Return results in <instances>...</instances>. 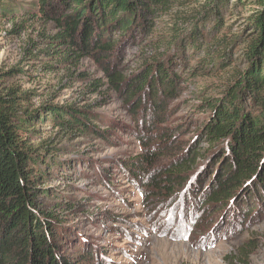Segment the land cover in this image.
I'll return each mask as SVG.
<instances>
[{
	"label": "rangeland",
	"instance_id": "374dc122",
	"mask_svg": "<svg viewBox=\"0 0 264 264\" xmlns=\"http://www.w3.org/2000/svg\"><path fill=\"white\" fill-rule=\"evenodd\" d=\"M214 1L218 14L198 13ZM255 1L179 0L118 41L109 64L125 77L146 62L174 59L177 90L164 109L161 105L162 120L155 123L149 98L145 95L132 112L126 95L109 87L93 58L47 50L45 38L55 30L36 17L37 0L10 2L20 15L29 10L17 18L26 21L21 30L12 32L11 23L0 20V68L26 71L13 81L37 93L31 97L34 106L52 101L87 108L98 114L97 127L109 129L107 140L75 130L56 133L50 123L41 126L43 138L54 141L62 149L60 159L70 165L56 169L46 187H57L74 206L67 214L80 238L73 248L82 247L81 239L93 244L101 258L96 264H264V205L240 196L204 200L217 164L206 167L211 148L205 136L198 138L209 115L199 111L201 103L217 97L247 67L244 47L253 35L248 18ZM194 23L199 24L195 35ZM146 152L154 153L152 165L138 166L146 174L127 169L128 161ZM178 161L185 163L180 176L156 190L149 175L158 179L165 165Z\"/></svg>",
	"mask_w": 264,
	"mask_h": 264
},
{
	"label": "trees",
	"instance_id": "16d2710c",
	"mask_svg": "<svg viewBox=\"0 0 264 264\" xmlns=\"http://www.w3.org/2000/svg\"><path fill=\"white\" fill-rule=\"evenodd\" d=\"M11 1L0 0V20L10 22L13 32L23 29L26 21L17 18L26 16L29 9L23 8L24 15H20ZM178 1L37 0L35 15L54 27L55 33L45 38L47 50L75 59L93 58L102 66L109 87L126 95L132 112L143 105L145 95L149 98V106L156 112L155 123L162 120L163 103L177 90L180 76L171 70L174 59L146 62L143 70L129 77L116 72L109 61L120 48L116 47L118 41H125L150 17L167 12ZM255 4L257 8L248 18L253 35L244 47L247 67L217 97L205 99L201 103L205 109H199L209 113L198 133L211 148L205 154L206 167L217 164L213 182L205 191L204 200L209 203L240 196L264 205V0ZM210 8L198 13L206 18L214 11L218 14L215 1ZM193 27L195 35L199 24ZM114 34L119 40L113 39ZM25 74L20 66L0 68V264H96L101 258L93 244L81 239L82 247L73 248L75 238H80L77 225L67 214L74 206L57 187H46L56 169L70 165L58 155L62 149L43 138L41 126L50 123L56 133L75 130L107 140L109 129L97 127L98 114L87 108L52 101L34 106L31 97L37 93L13 81ZM152 155L146 152L135 157L128 161L127 169L146 174L138 166L152 165ZM183 164L165 165L158 179L159 175H149L151 185L164 189L166 180L180 176L177 171Z\"/></svg>",
	"mask_w": 264,
	"mask_h": 264
}]
</instances>
